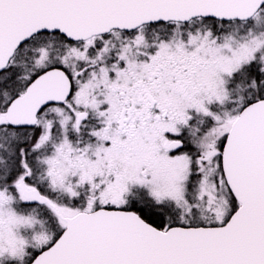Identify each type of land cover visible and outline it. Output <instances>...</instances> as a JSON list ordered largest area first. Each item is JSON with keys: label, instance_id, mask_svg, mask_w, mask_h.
<instances>
[{"label": "snow or ice", "instance_id": "1", "mask_svg": "<svg viewBox=\"0 0 264 264\" xmlns=\"http://www.w3.org/2000/svg\"><path fill=\"white\" fill-rule=\"evenodd\" d=\"M0 264H264V0H0Z\"/></svg>", "mask_w": 264, "mask_h": 264}]
</instances>
